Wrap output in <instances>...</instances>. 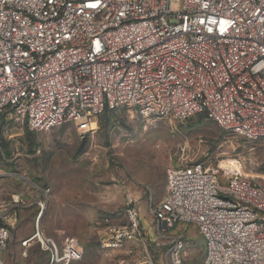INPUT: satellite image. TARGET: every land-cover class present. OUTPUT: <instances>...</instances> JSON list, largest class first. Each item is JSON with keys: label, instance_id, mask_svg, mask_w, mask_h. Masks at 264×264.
<instances>
[{"label": "built area", "instance_id": "2783aa9c", "mask_svg": "<svg viewBox=\"0 0 264 264\" xmlns=\"http://www.w3.org/2000/svg\"><path fill=\"white\" fill-rule=\"evenodd\" d=\"M184 121L196 115L222 130L264 143V0H0V114L47 132L72 123L85 135L106 110ZM0 198V264L10 220L27 207L37 218L50 189ZM167 191L149 207L157 239L142 264H184L197 227L202 264H264V186L202 163L168 167ZM125 223L109 227L103 247L143 243L136 200L126 195ZM168 232V233H167ZM50 264L80 256L36 226Z\"/></svg>", "mask_w": 264, "mask_h": 264}, {"label": "rangeland", "instance_id": "374dc122", "mask_svg": "<svg viewBox=\"0 0 264 264\" xmlns=\"http://www.w3.org/2000/svg\"><path fill=\"white\" fill-rule=\"evenodd\" d=\"M95 121V132L83 135L72 123L35 133L24 123L0 119V198L22 194L32 201L35 196L32 185L12 173L50 189L40 218L31 206L16 213L6 264L51 263L38 243L22 246L36 226L58 244L79 245L80 256L70 264H142L145 245L151 253L157 239L149 207L167 191L168 167L202 163L220 175L264 186V143L226 133L201 116L176 121L122 109ZM126 195L137 202L143 243L105 249L107 228L125 223ZM168 234L185 237L184 264H202L204 241L196 226L178 225Z\"/></svg>", "mask_w": 264, "mask_h": 264}, {"label": "trees", "instance_id": "16d2710c", "mask_svg": "<svg viewBox=\"0 0 264 264\" xmlns=\"http://www.w3.org/2000/svg\"><path fill=\"white\" fill-rule=\"evenodd\" d=\"M122 109H118V110H112V111H109V110H106L103 114H101L100 116L102 115H109V114H113L114 112H117V111H120ZM196 116H201L203 117L202 115H196ZM204 118V117H203ZM0 119H3L5 121H7V116L4 115V114H0ZM31 132V131H30ZM225 132V131H224ZM227 133V132H226Z\"/></svg>", "mask_w": 264, "mask_h": 264}, {"label": "crops", "instance_id": "0c3cea01", "mask_svg": "<svg viewBox=\"0 0 264 264\" xmlns=\"http://www.w3.org/2000/svg\"><path fill=\"white\" fill-rule=\"evenodd\" d=\"M164 195H165V194H164ZM164 195H163V196H164ZM162 198H163V197H162ZM162 198H161V199H162ZM159 202H160V201H159ZM124 218H125V217H124ZM14 220H15L14 218L11 219V220H10V224H11V222H13ZM11 227H12V226H11ZM5 255H6L5 252H3V253H2V259L4 260V262H5V264H6Z\"/></svg>", "mask_w": 264, "mask_h": 264}]
</instances>
